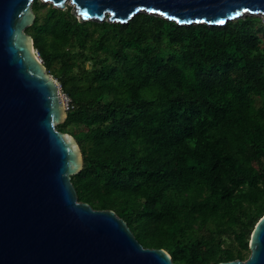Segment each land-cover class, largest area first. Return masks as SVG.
<instances>
[{"label": "trees", "instance_id": "16d2710c", "mask_svg": "<svg viewBox=\"0 0 264 264\" xmlns=\"http://www.w3.org/2000/svg\"><path fill=\"white\" fill-rule=\"evenodd\" d=\"M43 7L34 1L26 30L71 98L57 128L82 148L78 199L114 209L178 264L244 259L264 213V25L251 15L185 25L147 12L81 21L54 5L41 21ZM86 60L93 68L76 69ZM210 221L198 236L194 225ZM232 230L237 251L214 241Z\"/></svg>", "mask_w": 264, "mask_h": 264}, {"label": "water", "instance_id": "95a60500", "mask_svg": "<svg viewBox=\"0 0 264 264\" xmlns=\"http://www.w3.org/2000/svg\"><path fill=\"white\" fill-rule=\"evenodd\" d=\"M35 0H0V264H178L145 246L114 209L78 199L84 167L77 138L57 128L68 108L60 81L39 56ZM79 20L129 22L147 12L178 24L222 25L260 13L264 0H45ZM222 21V22H221ZM250 254L213 264H264V213Z\"/></svg>", "mask_w": 264, "mask_h": 264}, {"label": "rangeland", "instance_id": "374dc122", "mask_svg": "<svg viewBox=\"0 0 264 264\" xmlns=\"http://www.w3.org/2000/svg\"><path fill=\"white\" fill-rule=\"evenodd\" d=\"M39 1H40L41 4L46 5V7H43L39 11V14L41 16V21H42L43 20V16L46 13L47 7L50 6V5H53V3L49 2V1H45V0H39ZM73 6H74V3L69 1L68 7H70L72 11H73ZM247 15H251V16L255 17V23L256 24L258 23V24H263L264 25L263 17H262V15L260 13H248V14H246V16ZM233 20H236V19H233ZM91 28H93V25H91ZM257 31H260V35H262V36L264 35V29L260 30L259 28H257ZM95 35H97V33ZM78 49L79 48H78L77 45H74L72 47L73 51H77ZM100 52L101 51H98L99 54H102ZM92 63H93L92 60H86L84 62H79L78 63V67H76V69H79L80 67H85L86 69H91V68H93V64ZM61 88H62V86H61ZM256 97H257L256 98L257 99L256 103H257V105H260L261 102H262L261 98L259 96H256ZM68 102H69V104L71 103V98H70V100ZM69 133H71V132H69ZM79 145H80V143H79ZM215 225H216L215 221H210L206 225H201L200 222H197L194 226L198 229L197 235L200 236L202 233L207 232L208 228H214ZM249 227L252 229L253 226L249 225ZM238 230L239 229L237 227V228H235L234 231H238ZM234 231L232 230V231H230V232H228V233H226V234H224L222 236H217V238L214 241L219 240V239H223V244H222L223 247H225V248H227V247L228 248H233L235 251H237L238 248H239V243H238V240L235 238ZM251 234H252V232L250 231V233L248 235V238H247V241L249 242V244H250ZM249 254H250V249H248V248H243L242 249V255L244 256V259H246L249 256Z\"/></svg>", "mask_w": 264, "mask_h": 264}, {"label": "built area", "instance_id": "2783aa9c", "mask_svg": "<svg viewBox=\"0 0 264 264\" xmlns=\"http://www.w3.org/2000/svg\"><path fill=\"white\" fill-rule=\"evenodd\" d=\"M38 54H39V52H38ZM39 56H40V54H39ZM61 92H62V96H63V98H64V100L66 102V106H67V108H69L70 104H71V103L69 104V102H68L70 100V97L63 91L62 88H61Z\"/></svg>", "mask_w": 264, "mask_h": 264}, {"label": "snow or ice", "instance_id": "6c2138e0", "mask_svg": "<svg viewBox=\"0 0 264 264\" xmlns=\"http://www.w3.org/2000/svg\"><path fill=\"white\" fill-rule=\"evenodd\" d=\"M222 22V21H221Z\"/></svg>", "mask_w": 264, "mask_h": 264}]
</instances>
